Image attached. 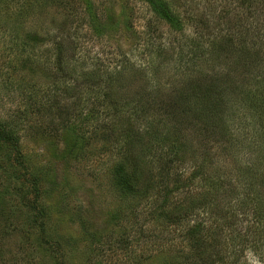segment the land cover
<instances>
[{
	"label": "rangeland",
	"instance_id": "rangeland-1",
	"mask_svg": "<svg viewBox=\"0 0 264 264\" xmlns=\"http://www.w3.org/2000/svg\"><path fill=\"white\" fill-rule=\"evenodd\" d=\"M166 1L179 13L185 33L155 17L143 0H0V117L15 126L20 149L19 156L11 143L0 144V264H229L231 250L235 264H264V243L261 249L253 241L256 232L245 225L264 204V154L253 147L259 133L264 138V0ZM58 31L69 37L78 65L71 78L56 71L55 43L64 37ZM196 31L203 41L223 37L226 44L209 45L208 53L191 59L178 45ZM30 32L44 39L24 44L23 35ZM222 58L238 65L227 76L228 109L212 102L204 115L194 114L199 129L171 122L159 105L147 116L161 136L170 134L159 141L163 150L173 129L189 141L180 149L184 158L163 168L154 157L158 146L149 150L132 136L113 142L97 133L113 112L111 102L119 100L98 101L100 80L114 76L116 66L124 67L120 106L140 109L159 89L164 101L168 93L184 90L179 79L187 75L185 69L208 75L223 71ZM87 67L102 74L79 77ZM185 92V98L198 101L192 91ZM53 101L71 114L62 117L45 104ZM92 114L102 117L84 124L80 155L61 158L62 125L70 128ZM203 123L227 128V140L199 131ZM132 154L147 162L140 186L147 193L140 199L117 187V168L128 173ZM201 161L211 179L236 183L233 197L210 196L217 206L168 219L160 211L166 190L180 187L166 203L171 207L197 205L191 200L205 188L201 181L181 186ZM247 166L261 171L254 177L257 195L240 176ZM32 174L40 179L36 184Z\"/></svg>",
	"mask_w": 264,
	"mask_h": 264
},
{
	"label": "trees",
	"instance_id": "trees-1",
	"mask_svg": "<svg viewBox=\"0 0 264 264\" xmlns=\"http://www.w3.org/2000/svg\"><path fill=\"white\" fill-rule=\"evenodd\" d=\"M147 5L150 11L157 17L158 19H161L164 21L166 24H168L170 27H174L177 30H181L185 33L183 30L184 28V23L179 15V13L173 9V7L170 5V3L166 0H143ZM262 1V0H259ZM89 5L85 6V10H89ZM90 12V11H88ZM262 14L259 16L260 22H261ZM97 24V23H96ZM95 30H99L98 27H94ZM180 32V31H179ZM198 31L193 33V35H184L185 38L182 40V43L178 45L179 51H185L186 55L189 58H197L198 54H201L204 56L206 53H208L210 50L209 45L213 48L216 44H219L218 47L221 49V45H225L227 39H224L223 37L219 39H213L211 42H206L202 40V35L200 33L197 34ZM183 33V34H184ZM58 35H63L59 31L57 32ZM64 37L60 36L58 39L59 41H56L55 43V51H54V57L56 58V71L59 73V75L63 78H71L74 76L77 66H76V59L75 55L73 54L74 51L69 49V43L71 44L70 40L68 39L66 35H63ZM194 36H197L194 38ZM24 39L22 41H25L24 44H26V41H30L33 43H37L41 41L42 38L41 36L39 37L35 33H27ZM198 39V40H197ZM223 39V40H222ZM252 47V46H251ZM71 48V47H70ZM244 48L246 50V44L244 42ZM73 49V48H72ZM202 50L201 52H199ZM220 51V50H219ZM226 58L220 59V66L222 67L223 71L220 69H216L214 71V74L208 75L205 72H203L201 69L199 71H192V70H187L185 69L183 72H187V75L184 77H180L179 81H181V88L184 87V90H177L175 95H172L171 93H168V99L167 101L163 100V96H160V89L157 92L156 96L151 102L145 101L147 104L145 105L143 103V106L139 105L141 108L137 109L135 106L128 107L126 108L124 106H120L121 103V95L120 92L125 91V84H124V78H122V70H124L123 66H116L114 76L108 77V79H102L100 80V83H102V89H99V96H98V101L99 97L103 99L104 102L112 101V97L115 96L116 102H111L113 112L108 115V117H105V120L100 123L96 130L97 133H100L103 135L104 140H114L113 142H118V141H127V138L131 137L135 140L134 143L136 142L137 144L146 145L151 148L149 150H155V148L158 146V148H161L160 153L157 154L156 156V161L158 163L161 162V165L163 168H166L169 166V164L174 160L173 158H184L185 153L182 152L181 146L185 147V141L182 136H178L173 129V137H171V141L169 143V146L163 150L162 149V144L159 143L161 139H164L163 136H169V133L163 134L161 136V131L155 130V128L152 127V119H147V116H149L150 110L154 109V107H157L158 105L166 111L167 117H171V122L172 120H179L182 121L183 125L187 123V127L190 126L193 129H196V124L194 121V114L198 115H204L206 112H208L210 108V104L213 102L214 106H217V109H223V107L226 106L228 109V103L229 101L226 99L227 94L229 93V83L231 80L230 78L227 81V76L230 74H233L237 70V66L233 61H230ZM122 64V63H121ZM120 65V64H119ZM223 65V66H222ZM108 64H106L105 67H107ZM242 67V66H241ZM240 67V68H241ZM83 70V69H82ZM81 70V71H82ZM242 70V68L240 69ZM80 71V73H81ZM85 74V75H83ZM102 73L100 70L97 69H87L83 71L82 74H79V77H88L91 75H97L100 77ZM109 76V74H108ZM83 81H76L75 83L77 85H80V83ZM99 82V81H98ZM71 88V87H70ZM185 91H192V94H194L197 98L198 101L192 102L189 99L185 98L187 93ZM161 92V91H160ZM121 97V98H120ZM161 98V99H160ZM51 102V101H50ZM46 102L45 104H49L50 107H53L54 109L56 108L58 110V113L62 115L69 116L71 114L70 111H67L65 108V104L57 101H53L52 103ZM117 103V104H116ZM227 103V105H226ZM221 104H224V106H220ZM220 107V108H219ZM199 108V109H196ZM2 110V109H0ZM157 112V110H156ZM159 112H162V110L159 109ZM223 112H226L223 110ZM3 117V116H2ZM86 118H83L79 123H72L71 127L69 128L67 125H62L64 126L65 130V136L63 137L62 140V147L59 151V154L61 158H72L75 156H79L81 149L83 147L82 143L85 141V135L83 133V126L86 124L89 120H95L97 121L99 118H101L99 115H94L92 114L91 116H85ZM166 114H164V118H167ZM4 118V117H3ZM3 118L0 117V144L1 145H6L8 143H11L13 145V148L18 149V143H17V138H15V134H13V128L15 127L12 125L11 122L4 120ZM145 120V122H144ZM159 123L162 122L159 120ZM137 123L142 124V128L136 127ZM65 124V120L61 123ZM56 131L58 128H54ZM62 129V128H61ZM199 129V128H197ZM202 133L206 134L209 133L210 135H214L217 133L219 135L222 134L221 138H224L226 141L228 138V130L225 127H217L215 128H210L206 123H203L201 125L200 130ZM199 131H195L199 132ZM159 135L160 138H153L150 139L151 136L153 135ZM260 135V137H259ZM147 136L145 141H143V137ZM150 139V140H149ZM157 140V141H156ZM129 141V139H128ZM259 141L260 143H257ZM255 145H253L254 148H256V152L259 154V156H262L264 154V138H262V135L259 133L257 140L253 141ZM191 145V143H188ZM128 146H131V144H128ZM185 150H189L187 147L184 148ZM20 149H18V155L20 154ZM158 152V151H155ZM153 154V153H151ZM15 156L17 158L16 160L19 159V157ZM131 155L130 160H131V167L129 169V172H124L123 167L121 165L118 166L116 174L119 175V180H118V185L117 186L119 189H123L124 195H128L129 197H134L136 199H140L141 197H144L145 194L147 193L142 189L140 186L143 183V175H145L144 170L147 162H145L144 157H140L135 154ZM20 156V155H19ZM59 156V157H60ZM235 156V153L233 154ZM166 158L163 159V158ZM133 158V159H132ZM259 158V157H258ZM19 162V161H18ZM169 163V164H168ZM200 164V165H198ZM197 166L200 167L196 169V171L192 172L189 174L184 181H182V186L181 190H183L187 185L190 183L194 182L197 178L199 181H201V186L205 187L202 192H200L199 197L195 198L194 200H191L193 203L196 202L197 205H187L182 206L181 210H178L175 206H170V204H166L170 198V195L173 192H180V187H175V190L172 192H169L166 190L165 197L162 200L163 204H165L161 208V212L165 214V217H168V219L175 218L176 216H179L180 214L184 212H193L195 209H198L200 207L204 208H210L211 205L217 206L216 203L213 202L210 196H212L214 199L218 197L219 200H224L226 198H232L233 197V189L235 188L233 182H228L226 184V181L221 180H214L211 179L207 173L204 171V168H202V164H205V161H201L198 163ZM250 172V173H249ZM261 172L258 170H252L250 171V166L246 167V170L243 172V174H240L241 177H245V183L248 185L249 191L255 193L256 195L258 194L259 189H257L254 185V183H257L254 181V177L256 174ZM35 173V172H32ZM38 174V173H36ZM33 175V174H32ZM261 176L260 178H262ZM35 183L36 181L38 182L40 179L33 175ZM175 180L178 182V176L175 175ZM247 178V179H246ZM240 181V179H237V182ZM262 182V181H261ZM259 182V183H261ZM36 184V183H35ZM258 184V183H257ZM263 184V183H262ZM36 186V185H35ZM139 190V191H137ZM144 191V192H143ZM217 200V199H216ZM201 204V205H199ZM181 206V205H179ZM263 206V207H262ZM258 211L255 213V217L253 216L252 218H249L245 225L249 230H252L253 232H256V235H254L253 241L259 243L261 249L262 245L264 243V204H262ZM170 209H177V212H172L169 214L166 212ZM204 213V211H202ZM235 233L239 234L238 230H234ZM246 234V232H244ZM245 236V235H244ZM246 237V236H245ZM232 238V237H231ZM237 257V255H236ZM229 264H235V257L234 254L232 253V250L230 251L229 255ZM237 261V260H236ZM241 264H246V263H241Z\"/></svg>",
	"mask_w": 264,
	"mask_h": 264
}]
</instances>
